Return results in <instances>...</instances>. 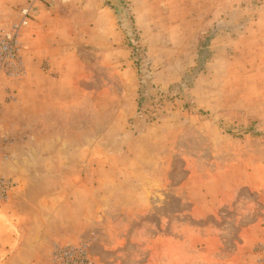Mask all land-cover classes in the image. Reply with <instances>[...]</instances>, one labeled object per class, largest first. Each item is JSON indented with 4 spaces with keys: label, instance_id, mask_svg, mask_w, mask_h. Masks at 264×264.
Wrapping results in <instances>:
<instances>
[{
    "label": "rangeland",
    "instance_id": "rangeland-1",
    "mask_svg": "<svg viewBox=\"0 0 264 264\" xmlns=\"http://www.w3.org/2000/svg\"><path fill=\"white\" fill-rule=\"evenodd\" d=\"M33 3L0 75V264H264V0ZM39 5L57 49L29 66ZM29 79L56 103H19Z\"/></svg>",
    "mask_w": 264,
    "mask_h": 264
},
{
    "label": "crops",
    "instance_id": "crops-1",
    "mask_svg": "<svg viewBox=\"0 0 264 264\" xmlns=\"http://www.w3.org/2000/svg\"><path fill=\"white\" fill-rule=\"evenodd\" d=\"M27 3L28 0H0V11L6 13L9 12L12 4L25 6ZM51 6H53V4ZM51 6L49 8H52ZM37 8V20L33 21L30 28L26 31V37L24 38L25 44L27 45L26 55L29 58L26 59L29 66H31V63L37 64L45 58L48 60L52 59V56H54V52L57 49V47H54L55 45L53 44L56 41H54L52 32L53 22L50 21V17H52L51 10H47L46 7L42 5H39ZM105 10L108 13L110 12V9L108 8ZM19 87L20 92H22L25 97L29 93L34 92V97L31 99L33 101L21 99L19 103H56L54 101L48 102V100H46V102H44L43 100H39L38 98L42 95V86L39 83H35L32 79H29L28 82L21 84ZM29 196L30 192L27 193V197Z\"/></svg>",
    "mask_w": 264,
    "mask_h": 264
},
{
    "label": "built area",
    "instance_id": "built-area-1",
    "mask_svg": "<svg viewBox=\"0 0 264 264\" xmlns=\"http://www.w3.org/2000/svg\"><path fill=\"white\" fill-rule=\"evenodd\" d=\"M33 1L21 9V20L19 23L12 25L11 31L0 32V75L17 77L24 72L20 28L30 21L34 8Z\"/></svg>",
    "mask_w": 264,
    "mask_h": 264
},
{
    "label": "trees",
    "instance_id": "trees-1",
    "mask_svg": "<svg viewBox=\"0 0 264 264\" xmlns=\"http://www.w3.org/2000/svg\"><path fill=\"white\" fill-rule=\"evenodd\" d=\"M122 1H124V0H122Z\"/></svg>",
    "mask_w": 264,
    "mask_h": 264
}]
</instances>
